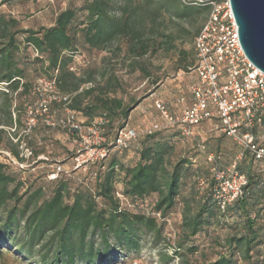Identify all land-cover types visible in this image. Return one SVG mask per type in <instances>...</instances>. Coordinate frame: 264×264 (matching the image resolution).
I'll return each instance as SVG.
<instances>
[{"label":"trees","instance_id":"16d2710c","mask_svg":"<svg viewBox=\"0 0 264 264\" xmlns=\"http://www.w3.org/2000/svg\"><path fill=\"white\" fill-rule=\"evenodd\" d=\"M9 1L2 0V3ZM79 11L85 12L82 20L78 10L68 7L57 15L53 26L40 29L21 28L19 21L0 15V86H5L8 91L4 95L16 93L21 98L36 92L39 80H55L59 93L67 99L54 102L51 111L59 104L65 110L81 113L89 121L81 122L82 126L90 125L96 118L104 119V134L114 138L125 127L118 128L114 134L109 128L117 122L126 123L139 104L126 103L118 96L125 94V90L116 72L106 71L102 81L97 82L94 74L78 75L72 71L69 64L74 55L81 48L107 51L124 60L130 55L133 58L156 55L162 46L167 52H173L176 49L173 37L158 32L162 12L166 11L173 19L186 20L197 8L183 5L179 0H85ZM30 50L34 51L35 57ZM195 61L194 54V61L187 70L195 65ZM12 107L10 101L6 108L7 126L21 122V115L13 119ZM206 122L211 121L200 126ZM72 136L76 137L75 134ZM139 139L131 142L126 151ZM137 151L139 160L132 167L117 161L109 163L118 153L114 150L104 161L91 164L89 170L98 168L94 191L79 187L71 203L66 202L70 191L68 182L61 180L59 173L53 179L57 182L50 197H45L39 188L21 205L24 197L20 191L25 184L7 173L6 166L0 163V246L13 243L18 255L36 260L38 264H103L108 263L116 248L137 249L145 231L155 238H162L163 227L157 217L166 218L175 207L184 167L190 162L185 159L172 164L173 146L154 135L146 138ZM14 155L22 160L18 152ZM243 155L236 169L248 180L243 195L221 211L213 197L215 180L212 175L210 180H204L208 188L203 205L195 215L184 220L183 228L185 239H192L209 222L212 207L223 214L236 211L245 218L247 233L239 238H229L227 243L229 246L235 243L242 249L243 257L250 259L260 240L256 218H252L251 213L255 209L257 212L264 209V181L254 164L264 163V160H257L247 151ZM72 170L64 173L70 176L81 171ZM120 175H123L122 193L115 188ZM155 194L158 200L152 214L133 213L122 203L123 198L133 202ZM178 248L181 249L182 244ZM194 249L189 248L192 252L196 251ZM234 263L233 256L229 255L209 264Z\"/></svg>","mask_w":264,"mask_h":264},{"label":"rangeland","instance_id":"374dc122","mask_svg":"<svg viewBox=\"0 0 264 264\" xmlns=\"http://www.w3.org/2000/svg\"><path fill=\"white\" fill-rule=\"evenodd\" d=\"M84 4L85 0H11L6 4L0 0V15L19 21L21 28L40 29L53 26L57 15L68 7L78 10L82 20L85 12L79 10ZM195 7L196 13L186 20L173 19L166 11L161 14L158 32L173 37L176 47L173 52H167L166 47L162 46L156 55L144 58H133L130 55L128 60H124L107 51L81 48L69 64L70 69L78 75L94 74L97 82L102 81V74L106 71L116 72L125 90V94L120 93L118 96L123 97L126 103L139 104L126 123L117 122L113 128H109L111 134L122 126L135 129L139 133V141L129 151L114 155L109 163L117 161L125 166H135L139 160L138 148L152 135L173 146L170 157L172 164L185 159L190 162L184 167L175 207L166 218L157 217L159 225L163 227L162 238H155L152 233L145 231L137 249L116 248L110 254L108 263L103 264H209L221 256L229 255L233 256L234 264H264V209L260 212L255 209L251 213V217L256 218L260 240L252 250L250 259L243 257L242 249L235 243L232 246L227 243L229 238H239L247 233L245 218L233 210L223 214L212 207L211 218L202 231L192 239H185L183 222L199 211L208 188L206 183L202 190L200 181L210 180L214 167L233 170L235 166L236 170L244 156L243 148L216 128V120L196 128L193 136H184L168 124L155 105L156 101H160L177 115L190 103L193 78L187 67L194 61L193 42L209 13V7ZM121 44L127 48L124 43ZM30 52L33 57L36 56L33 50ZM31 74H34L32 70ZM43 88L41 95L48 98L49 93ZM6 92V87L0 86V163L6 166L7 173L25 184L20 191L24 197L20 204L23 205L39 188L45 197H50L57 182L50 176L58 166L62 167L60 178L68 182L70 190L66 196L67 203L72 202L79 187L94 191L97 167L70 176L64 173L73 171L71 159L78 150L76 138L66 130L47 124L50 116L53 120L66 118L64 106L54 105L50 116L39 114L36 125L28 132V116L40 106L43 98L41 100L40 94L35 91V94L31 92L29 96L21 98L16 93L6 96L3 94ZM10 101L13 105V119L21 115V122L13 126L5 125L6 108ZM76 118L79 123L89 122L81 113H76ZM155 125H159L160 130L150 135L148 132ZM256 134L258 141L264 145L263 130H256ZM24 144L33 153L29 158L22 157L21 147ZM200 146H205V149ZM15 152H18L22 160L15 157ZM209 157L213 158L212 161H209ZM254 168L262 173L264 181V163H255ZM122 179L123 175L118 176L115 183L118 193L123 191ZM157 200L158 195L155 194L133 202L123 198L122 203L133 213L152 214ZM179 244H182L181 249L178 248ZM14 246L13 243L0 246V264H38L36 260H27L18 255ZM190 247L196 251H190Z\"/></svg>","mask_w":264,"mask_h":264},{"label":"built area","instance_id":"2783aa9c","mask_svg":"<svg viewBox=\"0 0 264 264\" xmlns=\"http://www.w3.org/2000/svg\"><path fill=\"white\" fill-rule=\"evenodd\" d=\"M186 6L209 7V13L193 42L195 65L189 68L197 74L192 84V102L182 116L175 117L167 106L156 101L157 109L170 126L178 128L184 136H192L194 130L205 121H217L216 128L239 144L244 152H250L257 160H264V147L258 141L256 130L262 129L264 138V72L255 67L246 56L239 40V28L236 24L230 0H179ZM41 87L49 93L48 98L41 95ZM36 92L40 94V106L30 113L27 131L36 125L39 114L50 116L54 102L66 101L57 88L55 80L41 79ZM67 116L61 120L50 119L51 127H61L75 134L78 150L73 157V168L87 172L89 166L104 161L111 150L123 153L131 142L139 138L132 128H121L114 138L104 134V119H97L90 125L82 126L76 118V112L66 110ZM160 130L155 125L148 132ZM204 149V146H201ZM22 157L29 158L32 151L22 145ZM209 157V161H212ZM62 167L58 166L50 176L56 179ZM215 180L213 197L221 211L229 207L243 195L248 180L235 170L212 168ZM202 190L206 182L200 181ZM121 197V195H118Z\"/></svg>","mask_w":264,"mask_h":264},{"label":"water","instance_id":"95a60500","mask_svg":"<svg viewBox=\"0 0 264 264\" xmlns=\"http://www.w3.org/2000/svg\"><path fill=\"white\" fill-rule=\"evenodd\" d=\"M239 40L248 59L264 72V0H230Z\"/></svg>","mask_w":264,"mask_h":264},{"label":"crops","instance_id":"0c3cea01","mask_svg":"<svg viewBox=\"0 0 264 264\" xmlns=\"http://www.w3.org/2000/svg\"><path fill=\"white\" fill-rule=\"evenodd\" d=\"M189 74L192 76V78H193V83H195L196 81H197V74L195 73V72H190L189 71ZM191 102H192V96H191V100H190V103H189V105H187V106H185L183 109H181V111H180V113L179 114H174V113H172V115H174L175 117H180V116H182V114L184 113V111L191 105Z\"/></svg>","mask_w":264,"mask_h":264}]
</instances>
